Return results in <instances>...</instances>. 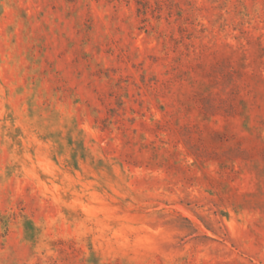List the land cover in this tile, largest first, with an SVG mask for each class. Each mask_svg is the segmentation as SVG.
<instances>
[{"label":"rangeland","instance_id":"rangeland-1","mask_svg":"<svg viewBox=\"0 0 264 264\" xmlns=\"http://www.w3.org/2000/svg\"><path fill=\"white\" fill-rule=\"evenodd\" d=\"M0 264H264V0H0Z\"/></svg>","mask_w":264,"mask_h":264}]
</instances>
